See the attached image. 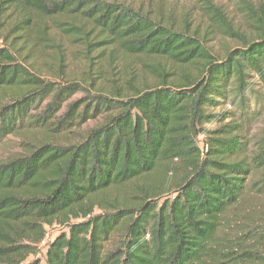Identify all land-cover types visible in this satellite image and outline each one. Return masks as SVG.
<instances>
[{"label": "trees", "instance_id": "16d2710c", "mask_svg": "<svg viewBox=\"0 0 264 264\" xmlns=\"http://www.w3.org/2000/svg\"><path fill=\"white\" fill-rule=\"evenodd\" d=\"M256 23L255 39L218 57L187 25L122 2L0 0V145L103 118L69 144L43 141L0 161V264H264L263 211L229 231L249 197H264V133H250L264 112V18ZM52 32L102 74L62 116L81 87L25 66L60 48ZM128 57L176 69L145 64L150 84L106 76ZM54 224L66 230L39 258Z\"/></svg>", "mask_w": 264, "mask_h": 264}, {"label": "rangeland", "instance_id": "374dc122", "mask_svg": "<svg viewBox=\"0 0 264 264\" xmlns=\"http://www.w3.org/2000/svg\"><path fill=\"white\" fill-rule=\"evenodd\" d=\"M124 3L148 13L154 17H161L168 24L177 28L188 26V29L195 31L201 39L207 40V47L218 57H222L225 52L233 47L243 46L247 41L256 38L255 26L256 20L264 18V0H106ZM52 38L60 43V48L49 46L42 48V52L37 51L31 63H25V66L46 82L54 85L64 86L68 83H76L81 90L74 93L70 98L64 101L56 116L64 115L68 110V104L81 100H89V96L97 88L99 78L94 69L88 70L83 63H96L95 60L83 58L80 52H72L79 45L69 42L63 37V33L55 34L52 32ZM1 43V41H0ZM79 49V48H78ZM115 66L106 69L108 72L103 75L113 77L119 81V77L126 73L137 74L138 84L152 83V76L147 74L150 64L159 72H169L176 69L165 58L145 59L142 57H128L124 61L118 59ZM124 63V64H122ZM126 63V64H125ZM111 72V74L109 73ZM180 73V72H179ZM183 73V71L181 72ZM180 73V74H181ZM133 79V78H132ZM137 84V83H136ZM3 102L0 100V103ZM51 102V96L38 103V109L33 112H39ZM222 108H229L224 106ZM81 110V109H80ZM217 111V109L215 110ZM101 116L90 118L81 125L73 126L69 132L57 136H48V132L41 130H31L21 132L16 135H9L0 145V161L8 159L10 156L21 153L23 148L38 144L43 141L53 142L55 144H69L71 141L79 139L84 131L97 125L102 121ZM206 128H213L212 125H206ZM251 135H260L264 133V112L262 117L250 129ZM176 164L178 162H175ZM154 185L157 179L154 178ZM171 188V186H170ZM254 211H263L264 216V197H249L241 209L236 210L240 216L233 217L231 220L230 232L239 230L238 221L245 220L246 217L252 216ZM96 212H98L96 210ZM75 221V220H72ZM66 229L58 224L46 228L44 242L39 245L40 253L38 257L44 255L46 245L58 233ZM231 237V235H228ZM43 264V261H42Z\"/></svg>", "mask_w": 264, "mask_h": 264}]
</instances>
